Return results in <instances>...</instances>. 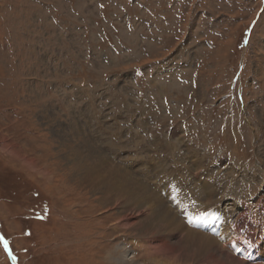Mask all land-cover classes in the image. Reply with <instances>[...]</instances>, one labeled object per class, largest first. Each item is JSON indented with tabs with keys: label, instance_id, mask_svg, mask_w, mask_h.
<instances>
[{
	"label": "rangeland",
	"instance_id": "obj_1",
	"mask_svg": "<svg viewBox=\"0 0 264 264\" xmlns=\"http://www.w3.org/2000/svg\"><path fill=\"white\" fill-rule=\"evenodd\" d=\"M261 126L264 0H0V264H110L130 247L126 206L72 179L68 144L148 177L191 229H231L199 210L205 177H176L201 161L228 213L230 191L258 188L243 167H264Z\"/></svg>",
	"mask_w": 264,
	"mask_h": 264
},
{
	"label": "bare ground",
	"instance_id": "obj_2",
	"mask_svg": "<svg viewBox=\"0 0 264 264\" xmlns=\"http://www.w3.org/2000/svg\"><path fill=\"white\" fill-rule=\"evenodd\" d=\"M263 129L264 126H261V130ZM190 152L193 154L192 151ZM66 156H67L66 158L68 159V165H70L69 168H70V173L72 175V179L80 184H82V181L89 183L90 184L89 188L91 192L96 191L97 193H99L98 196L100 197L102 196L106 200L113 198L116 200V202L119 201L121 204H123V206H126L124 207V209L129 212L127 213L126 217L127 216L129 217L121 221L122 225L120 227L124 228L123 225H125V227L126 226L129 227L131 225L133 226L132 231L134 229L137 232L135 233V235L133 234L129 235L134 239V241L133 239L126 240V243L130 244V247L128 249L118 245L109 250V252L105 256L107 263L110 264L111 263L113 264H262L264 263V257H263L264 236H261V234L259 233L262 230H264V175H263L264 167L263 166L259 165L260 169L255 168L254 170L249 166H247V168L243 167L244 170L243 176L245 175L246 177L247 175H251L254 179L253 178L250 179L249 182L251 183L254 182V186L256 187L258 185V188L256 192L245 193L243 196H239L237 192H233L236 190L230 191L231 195L229 196L231 198L232 196H234L236 200L235 201L233 200L234 202L231 205V209L228 211V213L227 212L225 213L223 209L224 205L222 206L223 204L221 203L222 199L219 200V203L221 204H218V202H216V200L218 199V196L215 195V193H218L217 190H214L211 194L208 192L212 189V187L205 190L206 189L205 185L207 184L208 181L207 177L209 176L206 177L203 175V168L201 161H199L194 157L195 158L194 162L191 163V167L193 171H191L190 169H185L183 171L189 172L190 174L189 173L178 174V176L180 175V177H176V179L178 180L180 185L183 184V182L180 179L181 177L184 178L185 176H191V177H186V180L193 178L196 180V184L197 181H201L203 177L206 178L205 181L202 180L204 181L205 185H203V182L201 185L197 184V187L199 188V190H197V194L201 196L197 198V200L206 201L204 203L203 209H199V210H204L206 212L207 210L204 209L206 208L205 206L206 203L213 204V206L216 205L218 206V209L220 211H223L224 213V215H222L224 218L221 217L223 219V226L231 225L230 227L231 229L227 227L226 228L223 227V231L221 230L222 233L219 231L220 234L216 235L214 233V235L212 236L204 232L196 231L195 229L193 230L190 227H188L184 223V221L182 222L181 219L174 214L175 209L173 210L172 209L173 207H170L165 202V199L161 197L162 195H158L151 188L147 186L146 183H148L147 181L148 177L146 178V181L145 179L137 178L127 169L119 165H116L115 163H112L109 159L106 158L105 154L98 152L95 148L94 150H90V151L88 150V152L84 153L82 152V150L75 149L71 144H68ZM211 159L212 157L208 160L212 162ZM181 164H183L182 161ZM232 166H234V164H232ZM254 173H255V177L253 176ZM200 177L201 179H199ZM261 177L263 179L260 180ZM256 181L260 182V184L255 183ZM202 185L204 191H201ZM228 190H230V188ZM216 206H214V208ZM199 210L198 211L195 210L194 213L202 214L199 213L200 212ZM187 212L192 213L191 211H187ZM136 215H139L138 217H140V215L142 216L144 215L145 217L137 222L133 221L129 223L131 217H135ZM218 221L220 222V220ZM160 231L161 233L163 231L164 234L154 235L156 232H160ZM145 235H147L148 237L147 239L142 238ZM244 252H249L250 254L255 255L256 256L255 263H250L249 261L245 260L243 258ZM127 254H130V256H127ZM259 259L263 260V262H258Z\"/></svg>",
	"mask_w": 264,
	"mask_h": 264
},
{
	"label": "snow or ice",
	"instance_id": "obj_3",
	"mask_svg": "<svg viewBox=\"0 0 264 264\" xmlns=\"http://www.w3.org/2000/svg\"><path fill=\"white\" fill-rule=\"evenodd\" d=\"M0 242H2L5 246V248L7 249L8 247V242L6 240L3 239V237H0Z\"/></svg>",
	"mask_w": 264,
	"mask_h": 264
}]
</instances>
